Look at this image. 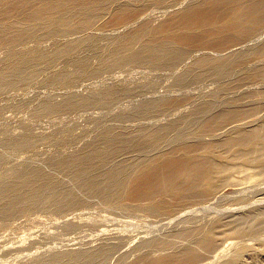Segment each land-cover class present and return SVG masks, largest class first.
<instances>
[{
    "label": "rangeland",
    "instance_id": "obj_1",
    "mask_svg": "<svg viewBox=\"0 0 264 264\" xmlns=\"http://www.w3.org/2000/svg\"><path fill=\"white\" fill-rule=\"evenodd\" d=\"M38 2L8 16L0 8V264H151L186 248L203 264L227 245L217 264L232 252L237 264H264L262 167L246 182L213 178L214 195L169 199L168 209L130 199L152 163L184 148L203 160L205 146L264 123V26L218 41L179 23L209 0H107L48 31L26 17ZM222 6L218 18L229 15ZM167 33L190 37L175 44ZM226 109L249 113L211 129Z\"/></svg>",
    "mask_w": 264,
    "mask_h": 264
},
{
    "label": "bare ground",
    "instance_id": "obj_2",
    "mask_svg": "<svg viewBox=\"0 0 264 264\" xmlns=\"http://www.w3.org/2000/svg\"><path fill=\"white\" fill-rule=\"evenodd\" d=\"M19 1L21 2L12 4L11 0H0V8L3 10L2 11L3 14L7 16L11 15L10 13L13 12L15 9L19 8L20 3L22 5L26 0H23V1L19 0ZM106 1L107 0H90L89 2L86 3V2H83V0H39L38 5H34L32 7L30 14L26 17L32 18V19H39L42 22V24L46 26L45 28L46 30L53 31L54 29L59 28L58 27L59 25L66 24V20L64 16L72 12L73 10L76 9L75 13L79 15L87 16L88 13L91 11V9L104 4ZM76 4H78L77 8H75ZM202 5L203 6L200 5L194 9H191L190 11H188L187 13H184L181 16L179 23L186 29L185 32H187V30L195 31L198 28H202V30L205 32L204 36L210 37L212 39L213 38L218 39V41H223L222 39L231 40V39H238L240 37L244 38L246 36H249L251 33L255 32L256 30L258 31V29L264 26V16H263L264 15V0H209L208 3L202 4ZM220 5H223L222 8L227 9V12L229 14L227 15V17L222 16L218 18L217 15L215 14L214 7L220 6ZM5 25H8V24H5ZM165 36L167 37L166 40L168 42L170 43L173 42L175 44H181L182 42L187 41V38L190 37L188 35H185V33L176 34V35L167 33ZM166 45H168L167 42L163 41V42H159L156 44L149 43L147 45V48L146 47L145 48H146V51L148 52H151V49L152 48L154 49L155 47L156 49L160 51ZM22 57L18 58L17 61L21 59ZM17 61L14 62L12 64V67L10 68L11 74H18L19 72L21 73L23 68L29 62L27 60L24 62H17ZM219 68H221V66ZM215 69L218 70V67L217 68L215 67ZM240 106L242 107V105ZM247 113L249 112H245V110L244 111H228L227 110L226 112L223 111V113H220V114L218 113L219 115H217L214 118V120L212 119L213 121L210 122V124L208 125L209 127H213L211 129H216L217 127H220L221 125H224L226 123L227 124L234 123L235 122L234 120L246 115ZM221 129H224V127ZM234 130H235L234 132L235 134L232 137L227 138L226 136V139H223L218 143L219 147L214 146L218 148L217 150H215L213 146H205L204 150L200 151L201 155H203L204 157L203 160L200 159L199 154L198 156H196V154L195 155L189 154L188 149L184 148L183 149L184 158L175 159L169 156L166 158L164 157L162 159V164L160 166L157 167L154 165L155 163L154 164L152 163L145 170H141L138 173V176L136 177V179L133 181V185H132V188H137L138 186H141V191L139 193L135 192L137 196L130 193L132 194L131 195L132 198L130 197V199L133 201V200H138L141 197V199H148L150 203H152V206L154 207V209H157V210L159 208L168 209L170 208L169 207L170 203L168 202L169 199L173 203V201H175L176 198L182 197L185 195L193 196L197 200L202 198L203 196H205V198L208 196L210 197L214 191L213 178L222 177V178H225L226 180V178L228 177V178H231L237 181L245 180L246 182V180H250V179L252 180V178H256L257 176H260L259 175L260 173L258 174V172L256 171V168L257 167L264 168V160H263L264 159L263 157L264 156L263 154L264 153V123H262L260 126H257L255 129L250 130L249 132L248 131L241 132L240 130H238V128L237 130L236 128ZM222 150H225V151H222ZM153 166H155L156 168ZM154 168L156 170L151 172V170ZM81 174H83V172H81ZM108 178H111V177L109 176ZM113 178H114V182L118 183L117 181H115V176H113ZM116 179L118 180V178ZM116 183L114 184L116 185ZM241 183H244V182H241ZM118 185L116 187H118ZM114 186H109V187L107 186L106 190ZM121 186L122 185H119V188ZM111 190H115V189L111 188ZM112 193H114V191ZM104 196H106V194ZM164 196L165 198L166 196L168 197L167 202L166 201L161 202L162 200L161 201L159 200V198L163 199ZM142 197H145V198H142ZM259 213L257 214L259 215ZM262 214H264V212ZM256 218H257L256 220H259L258 217ZM262 220H263L262 223L259 222L260 223L259 225L264 224V216ZM240 222L245 223L244 221H240ZM238 228L236 231L237 235L238 234L241 235L242 231L240 230L242 229L238 230ZM246 233L248 232L246 231ZM201 238H200L201 245L207 251H211L213 249V246H212L213 230H211V232L207 234L202 235ZM248 238L249 240L246 239L245 241L253 240V239H250V237ZM197 240L195 239L194 241L196 242ZM238 241L239 240H237V242ZM234 243H236V241H233L232 243H230V245ZM250 244L251 243L244 242L242 246L244 249H247V248L249 249ZM227 246H223L222 248H220L219 251L215 253V256H213L211 260L203 264H217L219 261H221V259L225 255H227L228 251L224 250V248ZM198 255L199 254L197 253V251L194 250L193 248H186L178 254L156 260L155 262L151 264H193L199 258ZM229 255L231 256V254ZM238 257H239V253L233 256V252H232V256L231 257L228 256V258H226L220 264H237L238 259H239ZM89 258H91V256Z\"/></svg>",
    "mask_w": 264,
    "mask_h": 264
}]
</instances>
